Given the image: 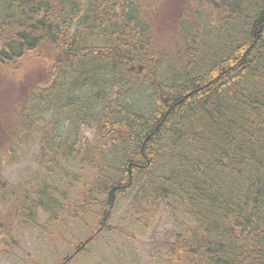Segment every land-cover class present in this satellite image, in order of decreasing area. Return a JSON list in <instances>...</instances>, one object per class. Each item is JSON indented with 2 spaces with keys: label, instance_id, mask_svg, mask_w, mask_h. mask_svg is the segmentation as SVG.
Here are the masks:
<instances>
[{
  "label": "trees",
  "instance_id": "obj_1",
  "mask_svg": "<svg viewBox=\"0 0 264 264\" xmlns=\"http://www.w3.org/2000/svg\"><path fill=\"white\" fill-rule=\"evenodd\" d=\"M209 3L205 26L197 18L164 42L144 1L4 0L0 68L41 62L18 121L41 145L36 175L0 183L3 240L38 209L56 220L67 206H100L69 264L131 193L136 211L173 219L167 262L264 264V0Z\"/></svg>",
  "mask_w": 264,
  "mask_h": 264
},
{
  "label": "rangeland",
  "instance_id": "obj_2",
  "mask_svg": "<svg viewBox=\"0 0 264 264\" xmlns=\"http://www.w3.org/2000/svg\"><path fill=\"white\" fill-rule=\"evenodd\" d=\"M142 1L150 3L147 13L155 26L158 40L166 42L173 36L172 32L179 34L195 27L193 23L197 18L203 26L208 23L206 12L210 10L209 0H137V4L142 5ZM4 14V0H0V24ZM184 20L187 24L183 29L181 23ZM24 56L14 64H5L0 68V183L3 181L9 186L25 183L29 176L40 171L37 160L40 133L24 134L23 125L18 121L20 108L26 102L27 92L38 75L41 62ZM141 104H145L143 98ZM56 116L55 109H49L42 112L41 118L45 123ZM63 118L60 119L65 129L67 119ZM41 126L43 123L39 122L37 129ZM81 132L88 139L94 136L86 126L81 127ZM68 170V176L77 172L70 165ZM85 174L82 175L85 177ZM69 196H72L71 203L74 205L81 202L74 200L75 192ZM131 200V193L117 195L105 222L106 228L69 264H172L165 260L164 240L173 228L177 229L173 219L167 217L161 208L136 211L130 205ZM100 208L93 204L83 212L82 207L67 206L66 212L59 214L56 220H50L48 213L38 209L34 222L13 221L11 235L4 240L0 237V264H60L64 256L78 246V241L98 225ZM0 212L6 221H10L11 212L1 202ZM135 213L144 219L137 221L132 216Z\"/></svg>",
  "mask_w": 264,
  "mask_h": 264
},
{
  "label": "bare ground",
  "instance_id": "obj_3",
  "mask_svg": "<svg viewBox=\"0 0 264 264\" xmlns=\"http://www.w3.org/2000/svg\"><path fill=\"white\" fill-rule=\"evenodd\" d=\"M253 147V146H252ZM155 158V157H154ZM156 159V158H155ZM119 161V160H118ZM223 194V193H222Z\"/></svg>",
  "mask_w": 264,
  "mask_h": 264
}]
</instances>
